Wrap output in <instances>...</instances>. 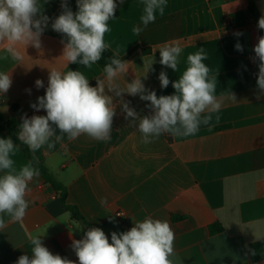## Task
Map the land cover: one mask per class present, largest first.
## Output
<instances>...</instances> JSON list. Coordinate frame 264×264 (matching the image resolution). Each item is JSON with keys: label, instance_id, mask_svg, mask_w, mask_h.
I'll return each mask as SVG.
<instances>
[{"label": "crops", "instance_id": "0c3cea01", "mask_svg": "<svg viewBox=\"0 0 264 264\" xmlns=\"http://www.w3.org/2000/svg\"><path fill=\"white\" fill-rule=\"evenodd\" d=\"M40 3L50 17L41 48L18 44L23 60L16 61L6 52V44H0V71L11 73L13 81L0 95V113L19 125L25 114L46 115L30 105L44 95L49 70H79L92 86L96 78H103L97 64L85 68L68 64L62 56L66 38L51 28L62 11L61 0ZM117 4L105 43L127 61V72L118 74L115 83L125 89L127 82L145 77V87L158 96L173 94L171 83L161 89L159 73L165 71L175 81L187 67V55L203 47L204 63L210 75L217 76L216 95L224 98L220 111L194 136L161 134L143 143L135 124L124 119L120 98L114 96L117 114L109 140L64 136L54 148L42 147L35 157L66 186L68 204L77 206L87 222L109 239L113 231H127L151 216L170 223L179 264H264V95L257 99L259 62L249 57L255 56L260 33L247 0H167L164 15L157 12L147 27L140 20L144 0L122 4L117 0ZM256 5L264 15V0H256ZM69 7L75 12L76 0H69ZM135 26L143 28L139 35L132 31ZM237 32L242 35L236 36ZM166 43H178L183 49L177 71L159 63V49ZM236 43L243 46L242 52L235 49ZM151 63L154 71H148ZM37 79L44 81V88L35 87ZM230 92L236 102L228 99ZM123 99L141 115L149 114L148 102L138 96L124 94ZM8 137L0 125V138ZM13 159L17 168L29 162L18 145ZM26 199L29 207L22 220L4 217L0 264H16L19 256L30 255L31 237L43 234L44 245L53 254L76 261L69 245L82 238L86 225L72 217L40 174L29 183ZM102 199L107 201L103 205ZM216 223L223 230L210 234L209 226Z\"/></svg>", "mask_w": 264, "mask_h": 264}, {"label": "clouds", "instance_id": "9594fccd", "mask_svg": "<svg viewBox=\"0 0 264 264\" xmlns=\"http://www.w3.org/2000/svg\"><path fill=\"white\" fill-rule=\"evenodd\" d=\"M119 3L122 4L123 0ZM76 5L77 10L73 12L69 0H61L62 11L52 20L51 28L66 38L62 41V56L68 64L91 68L110 47L105 43V34L110 31L108 22L115 17L118 4L117 0H76ZM166 7L167 0H144L140 17L142 25L147 27L155 22L157 12L163 16ZM42 9L40 0H0V44H6V52L14 60H23L16 47L18 44L41 48V36L50 20ZM257 27L264 31V15L258 19ZM132 31L139 35L143 28L135 26ZM235 35L241 36L242 33ZM235 49L242 52L243 46L236 43ZM182 51L178 43L164 44L159 49V63L177 71ZM253 51V61L259 62L256 76L259 99L264 95V35L258 38ZM206 59L203 47L189 53L187 67L175 81H170L167 73L161 71L158 76L161 89H166L171 83L175 91L159 96L155 90L145 87V77L127 82L125 89L115 83L118 74L127 72V61L122 60L118 52H113L104 65L103 78H96V86H92L79 70H49L44 95L30 105L36 112L45 111L46 115H23L17 140L27 145L33 154L44 146L54 148L64 136L75 140L86 135L97 141H107L111 138L117 114L114 96L120 98L124 119L135 124L142 134L143 143H150V138L161 134L194 136L202 125L211 124L213 114L220 111L224 99L216 95L217 76L210 75L211 69L204 63ZM153 63L148 71H154ZM12 82L11 73L0 71V95L9 91ZM35 87L44 88V81L37 79ZM27 91L30 93L31 90ZM124 94L138 96L141 101L148 102L149 114L137 112L130 106L131 101L123 99ZM228 99L237 101L231 92ZM216 118L219 119L218 116ZM16 148L17 144L11 137L0 138V230L6 227L5 215L11 221L25 217L29 207L26 199L29 183L40 174L32 161L16 167L13 159ZM106 202V199L100 201L102 205ZM43 236L31 237V254L19 256L16 264H179L174 247L175 233L170 223L151 216L136 221L127 231H113L110 240L101 228H88L82 238L72 239L69 245L77 257L76 261L53 254L44 245Z\"/></svg>", "mask_w": 264, "mask_h": 264}, {"label": "trees", "instance_id": "16d2710c", "mask_svg": "<svg viewBox=\"0 0 264 264\" xmlns=\"http://www.w3.org/2000/svg\"><path fill=\"white\" fill-rule=\"evenodd\" d=\"M247 4L250 14L257 25L258 19L261 17V14L257 8L256 0H247ZM259 33L260 36L264 35V31L262 30H259ZM113 52L114 51H112L111 49H108L103 53L102 59L97 62V65L101 69H103L104 65L108 62ZM143 53L149 54L151 53V49H143ZM0 125L10 135L13 141L22 148L25 158L28 159L29 161H32L33 165L39 169L40 176L45 180V182L50 184L55 189V191L58 193V195L61 198L64 208L71 213L72 217L76 220L82 221L87 228L96 227L87 222V220L81 214L77 206L68 204L66 186L60 183L55 178V176L47 169V167L35 157V155L29 150L27 145H24L23 143L17 140V133L19 131L18 122L13 118H5L0 113ZM174 218H179V217H174ZM222 230H223V226L220 223L212 224L209 226L210 234H216L218 232H221Z\"/></svg>", "mask_w": 264, "mask_h": 264}, {"label": "built area", "instance_id": "2783aa9c", "mask_svg": "<svg viewBox=\"0 0 264 264\" xmlns=\"http://www.w3.org/2000/svg\"><path fill=\"white\" fill-rule=\"evenodd\" d=\"M249 57L253 58V54H249ZM118 214H120V215H118L119 217H123L124 216L123 212H118Z\"/></svg>", "mask_w": 264, "mask_h": 264}]
</instances>
